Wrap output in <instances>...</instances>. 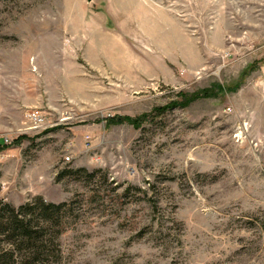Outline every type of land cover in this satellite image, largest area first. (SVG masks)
<instances>
[{"label": "rangeland", "instance_id": "1", "mask_svg": "<svg viewBox=\"0 0 264 264\" xmlns=\"http://www.w3.org/2000/svg\"><path fill=\"white\" fill-rule=\"evenodd\" d=\"M1 142L52 264H264V0H0Z\"/></svg>", "mask_w": 264, "mask_h": 264}, {"label": "trees", "instance_id": "2", "mask_svg": "<svg viewBox=\"0 0 264 264\" xmlns=\"http://www.w3.org/2000/svg\"><path fill=\"white\" fill-rule=\"evenodd\" d=\"M202 94L208 95L207 91ZM179 95L184 99L182 104H187L192 98L199 96L196 93L186 99L187 96L183 93ZM178 103L180 102L156 107L153 112L155 115L164 113ZM149 116L150 114L136 118L114 116L106 121L108 125L127 123L139 128ZM24 138L20 136L14 143L19 144ZM8 147L9 145L1 142L0 152ZM69 207L68 203H47L40 197L32 198L16 208L0 202V244L5 243L10 247L0 248V264H52L59 260L60 253L59 249H56V241L61 233V219Z\"/></svg>", "mask_w": 264, "mask_h": 264}, {"label": "built area", "instance_id": "3", "mask_svg": "<svg viewBox=\"0 0 264 264\" xmlns=\"http://www.w3.org/2000/svg\"><path fill=\"white\" fill-rule=\"evenodd\" d=\"M29 116L32 119L34 126L39 127L43 123L44 117L40 114V112L35 111L33 114ZM4 142L7 144V141Z\"/></svg>", "mask_w": 264, "mask_h": 264}, {"label": "water", "instance_id": "4", "mask_svg": "<svg viewBox=\"0 0 264 264\" xmlns=\"http://www.w3.org/2000/svg\"><path fill=\"white\" fill-rule=\"evenodd\" d=\"M88 1H90V0H88Z\"/></svg>", "mask_w": 264, "mask_h": 264}]
</instances>
